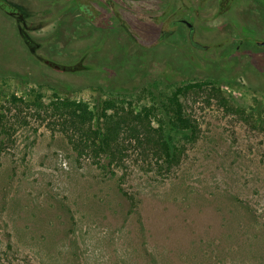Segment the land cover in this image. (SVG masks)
<instances>
[{
    "label": "rangeland",
    "instance_id": "374dc122",
    "mask_svg": "<svg viewBox=\"0 0 264 264\" xmlns=\"http://www.w3.org/2000/svg\"><path fill=\"white\" fill-rule=\"evenodd\" d=\"M210 13L201 9V19ZM6 17L0 13V115L14 125L0 151V264H264V51L244 44L230 52L238 41H224L222 17L205 30L219 48L194 53L176 36L150 47L145 35L154 40L161 27L130 22L138 41L121 28L90 27L88 41L64 49L55 35L53 59L85 53L94 65L65 72L39 61L21 23ZM24 27L31 37L54 29ZM190 83L201 87L179 101L196 135L173 134L180 154L169 170L149 145L124 139L123 168L104 174L75 158L49 114L10 102L39 94L45 105L68 97L96 108L110 99L135 113L153 108L158 118Z\"/></svg>",
    "mask_w": 264,
    "mask_h": 264
},
{
    "label": "flooded vegetation",
    "instance_id": "af4514ba",
    "mask_svg": "<svg viewBox=\"0 0 264 264\" xmlns=\"http://www.w3.org/2000/svg\"><path fill=\"white\" fill-rule=\"evenodd\" d=\"M201 9L212 10V13L205 16L207 19H201ZM0 13L5 18L15 16L21 23L19 34L23 42L31 43L36 50L34 56L39 61L49 68L65 72L92 69L94 65L87 62L85 53L79 57L81 61L53 59L50 55H56L57 50L56 47L50 48V44L56 36L64 40L66 49L74 42L88 41L94 35L88 28L110 26L117 30L121 28L128 38L138 41L137 33L129 28L130 22H148L159 29L161 27L154 40L145 35L154 42L150 47L174 41L176 36L194 53L219 48L221 44L209 41L205 30L210 32V25H206L210 18L222 17L227 36L224 41H238L230 52H237L244 44L248 50L264 51V0H0ZM188 14L192 19L187 17ZM194 19L200 21L196 23ZM40 24H53L54 29L46 34L39 31L32 38L29 29L24 27ZM113 29L111 32L117 35Z\"/></svg>",
    "mask_w": 264,
    "mask_h": 264
},
{
    "label": "trees",
    "instance_id": "16d2710c",
    "mask_svg": "<svg viewBox=\"0 0 264 264\" xmlns=\"http://www.w3.org/2000/svg\"><path fill=\"white\" fill-rule=\"evenodd\" d=\"M200 87L198 83L177 87L167 104L162 105L158 118L153 108H143L135 113L110 99L96 108L90 107L87 101L68 97H56L45 105L39 94L31 100L12 95L10 102L32 105L35 110L49 114V126L60 127L76 159L87 158L102 173L114 175L118 168H123L126 160L124 139L138 145H149L148 149L157 159L160 169L169 170L178 162L180 151L173 134H183L186 139L196 135V125L185 115L179 95ZM150 115L157 118L156 127L151 125ZM13 125L0 115V151L11 138Z\"/></svg>",
    "mask_w": 264,
    "mask_h": 264
}]
</instances>
